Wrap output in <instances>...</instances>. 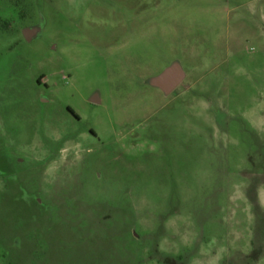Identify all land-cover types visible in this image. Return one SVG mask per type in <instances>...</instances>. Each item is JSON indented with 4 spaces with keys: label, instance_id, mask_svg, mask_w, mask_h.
<instances>
[{
    "label": "rangeland",
    "instance_id": "obj_1",
    "mask_svg": "<svg viewBox=\"0 0 264 264\" xmlns=\"http://www.w3.org/2000/svg\"><path fill=\"white\" fill-rule=\"evenodd\" d=\"M0 264H264V0H0Z\"/></svg>",
    "mask_w": 264,
    "mask_h": 264
},
{
    "label": "water",
    "instance_id": "obj_2",
    "mask_svg": "<svg viewBox=\"0 0 264 264\" xmlns=\"http://www.w3.org/2000/svg\"><path fill=\"white\" fill-rule=\"evenodd\" d=\"M184 73L178 64L168 66L159 76L155 82L162 86L166 91L174 89L178 83L183 79ZM99 98L95 95L92 97L93 102H98Z\"/></svg>",
    "mask_w": 264,
    "mask_h": 264
},
{
    "label": "trees",
    "instance_id": "obj_3",
    "mask_svg": "<svg viewBox=\"0 0 264 264\" xmlns=\"http://www.w3.org/2000/svg\"><path fill=\"white\" fill-rule=\"evenodd\" d=\"M69 109H70V111H71L72 113H74L75 115H77V113H76L72 108L69 107Z\"/></svg>",
    "mask_w": 264,
    "mask_h": 264
},
{
    "label": "flooded vegetation",
    "instance_id": "obj_4",
    "mask_svg": "<svg viewBox=\"0 0 264 264\" xmlns=\"http://www.w3.org/2000/svg\"><path fill=\"white\" fill-rule=\"evenodd\" d=\"M68 110H70V109L68 108Z\"/></svg>",
    "mask_w": 264,
    "mask_h": 264
}]
</instances>
